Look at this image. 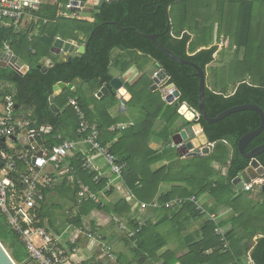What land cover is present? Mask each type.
<instances>
[{"label":"trees","instance_id":"16d2710c","mask_svg":"<svg viewBox=\"0 0 264 264\" xmlns=\"http://www.w3.org/2000/svg\"><path fill=\"white\" fill-rule=\"evenodd\" d=\"M68 1L47 0L37 11L30 12L38 18L37 34L18 31L19 29L12 25H0V55L6 43L14 55L28 66L24 74H19L9 67L0 66V79L12 83L15 90L14 101L19 107L29 110L25 118L28 128L38 130L43 125L51 127L49 133H40L35 137L37 143L51 150L62 140H66L65 131L69 130L78 136L76 133L78 117L74 107L68 104L70 98L77 96V103L84 111L86 120L98 126L100 143L105 145L114 137L117 138L111 144L109 151L125 163L121 178L131 192V196L138 202H151L156 197L158 186L162 182H184L185 187H172L169 192L161 194L158 201L163 203L176 196L198 197L208 192L213 200L209 211L215 212L217 206H227L234 210L235 214L221 223V225L230 224V228L224 233V238L228 241L225 251H223L220 235L214 231L215 225L211 221H206L201 228L202 239L192 244L189 251L181 257H170L171 259L168 260L169 256L163 255L165 259L163 264L177 262L181 264H247L244 261L247 253L252 264H264V200L257 203L252 200L242 201L244 194L236 193L232 183L249 163L248 159L239 154L237 141L243 134L258 127L259 115L252 110H241L214 123H209L201 117L193 121L200 124L208 141L214 143L209 155L182 159L175 147H168L167 142L172 134V126L180 116L178 113L180 105L186 103L189 107L198 109L199 78L195 75V69L192 66L180 65L142 34H156V40L160 44L174 54L195 62L206 73L207 65L213 61V54L217 47L211 46L197 50L199 46H206L212 42L213 31H211L212 26L209 34L199 31L207 26L201 25L202 16L193 18L196 22L193 25L194 29L191 30L189 27L191 25L187 24L186 17L189 10L195 8L193 6L195 0H100L94 11L92 22L57 16L58 4H66ZM231 1L239 2L238 5L232 3L239 13L237 14L239 19L232 21L233 18L230 17V22L223 26L224 20L219 17L217 37L223 29L225 33L234 36V42L237 45V50L234 51L236 55L239 47L251 48L254 44L250 42L252 14L257 3H262L264 0ZM175 3L179 4V9L176 11L180 10V14L182 13L180 17L182 24L178 25L177 29H174L170 17V10ZM199 18L201 22L198 21ZM113 21H118L120 27ZM190 33L194 34L192 40ZM80 34L83 35L82 38L79 37ZM57 37L64 40L72 39L79 44L87 43L86 52L75 57L59 58L51 52ZM259 46L261 45H258L257 50L246 51L245 49V58L241 63L237 64L234 59L225 64L222 69L221 66L213 69L214 79L211 85L206 84L204 91V107L210 117H215L227 108L245 103L256 104L264 112V72L262 70L264 47L259 48ZM115 48L128 51L129 58L118 55L112 61L111 53ZM48 60L50 64L43 70L42 66ZM150 60L154 61L157 68L163 69L169 75L168 82L175 84L180 91V96L172 104H167L157 91L149 90L151 79L144 73L132 85L126 84L131 94L128 105L138 109L134 124L125 129L109 131L108 128L117 121V118H113L109 113L110 106L116 101L115 94L110 90L107 95L97 98L94 93L104 83L108 89H111L109 86L111 77L108 70L112 64L120 68L122 72L132 65H136L142 71ZM252 61L254 65H251ZM242 69L253 71V76L249 81L244 79L237 81L238 84L228 92L226 85L228 77L232 78ZM220 78L225 81L221 82ZM76 79L80 80L77 92H72L68 88L63 89L54 98L58 111H52L49 97L53 93V86L60 81L72 83ZM86 87L91 93L90 96L85 93ZM90 105H92L91 108ZM18 110L16 109V112ZM158 118L164 121L159 134L163 138L164 148L161 151H154L150 149L149 144L154 134L153 125ZM58 134L61 135V140L56 138ZM262 143H264V128L247 144L246 151ZM15 144L18 149H24L19 142ZM83 156V154H77L68 158L70 165L75 168V177L79 176L96 194L100 190L109 194L111 189L106 190V179L95 183L94 173L82 169ZM257 159L264 167V152ZM159 160H165L167 163L153 169L151 165ZM212 163L220 167L226 166L225 173L222 174L219 169L211 168ZM107 205L108 207L93 201H84L80 204L77 214L72 217L70 224L83 227L81 217L95 208L110 210L116 215L126 216L130 221L132 215L127 201L122 199L113 206ZM40 212L39 205L31 210L35 219L39 220V224L44 226ZM183 212L189 216L198 215L192 202L182 206L180 213ZM137 221L136 217L130 221L132 227H137ZM22 225L25 226V224ZM143 233L145 229L142 226L135 235V239H138L137 250L142 247ZM255 236L258 237L253 239ZM0 242L3 246L12 243L13 250L10 255L16 263L37 264L27 256L20 235L13 231L1 211ZM207 250L211 253L205 254Z\"/></svg>","mask_w":264,"mask_h":264},{"label":"crops","instance_id":"0c3cea01","mask_svg":"<svg viewBox=\"0 0 264 264\" xmlns=\"http://www.w3.org/2000/svg\"><path fill=\"white\" fill-rule=\"evenodd\" d=\"M46 1L47 0H42V3ZM72 1L81 2L83 8L80 9L78 7H74L72 5ZM67 3L70 4V8L66 9L64 7L63 9L68 15H73V16H67V17L60 16V17H64L68 19H79V20H86L85 18L87 17L89 18V20L87 21L92 22L94 20L93 17L94 11L96 10L97 5L100 3V0L98 3H96V1L93 0H69ZM60 4L66 5L63 3H59L58 8ZM262 5L263 4L259 3L258 9H261ZM193 6L195 7L193 8V10L196 11L197 9L203 6L204 7L218 6V3H214V5L212 3H196ZM254 10H257L256 6ZM84 12H88L89 16L83 15ZM57 16L59 15L57 14ZM37 21L38 18L36 16H33L31 13L26 14L22 22L20 23V26L17 27L16 29L17 30L19 29L18 31H29V33L37 34L38 33ZM223 23L224 25H227L225 21H223ZM190 35H191V40L194 39V35L192 33H190ZM79 37L82 38L83 35L80 34ZM231 37L232 36H230L227 33H221L217 38L219 42H215L212 40V42H210L206 46H199L197 48V50H199L211 46L217 47L216 51L213 54L214 57L213 61L210 64H208L206 68L207 71L205 73L206 74L205 80L206 81L209 80V83H211L214 79L212 77V72L215 67L220 66V64L221 65L228 64L230 63V61L234 59H236L237 61L236 63L239 64L245 58L246 51L244 47H239L237 54L234 55V51L237 50V45L235 44L234 39L232 40ZM57 38H61V37H57ZM64 41H69L70 43H73L75 45H81L77 41L72 39H67ZM137 53L140 54V52ZM54 54L58 55V57L61 58L59 54L56 53ZM118 55H124L126 59L129 58L128 51H122L118 48H115L112 50L111 60L113 61ZM48 62L50 63L49 60L46 61V63ZM251 65H254V61H252ZM112 66L120 70V68H118L117 66L113 64ZM160 69L161 68H157L154 61L150 60L147 66L142 71L138 69L136 65H132L125 72H122L120 70L121 71L120 78L124 83V91L128 92L126 88V84L132 85L144 73L149 76L152 84L153 83L152 76ZM246 81H249V79H246ZM5 82L8 83L9 91L15 93L12 83L7 81ZM63 83H65V87L63 89L68 88L72 92L74 91L77 92V88L80 85V80L76 79L72 83H66V82ZM237 84L238 82H236L231 88H228V92H230L232 88L235 87ZM102 86H105L108 89L105 83ZM100 88L94 93L95 97L99 98L102 95H107L111 90L112 92H114L116 99V101L113 102V104L110 106L109 113L113 118H117V121L116 123H114V125L110 126L108 130L114 131V130L125 129L127 127L132 126L134 124L133 122L135 118L133 114H131V110L135 108L128 105L131 96L130 98L126 99V103L124 104L121 102V97H118L116 95L117 92L114 91L111 86H110L111 89H108L107 93H102L101 96H98V92L100 91ZM63 89H60L58 92H55L53 90L52 93V95L54 94L53 103H54V98L57 95H59ZM124 91H121V93H124ZM154 91H157L160 94L161 99L165 101L167 104H172L174 102V101L168 102L163 97L159 89ZM76 97L73 98L76 99ZM49 101H50V97H49ZM15 105H14V112L15 115H17L16 118L18 120L25 121L26 114L29 113V110L27 108L24 109L22 107H19V105L16 102ZM66 105L63 107V109L66 107ZM89 107L91 108L92 105H90ZM16 109H19L18 112H16ZM190 109L192 108L189 107L186 103H182L180 105L178 109V113L180 114V116L173 124L172 134L170 135V138L167 142L168 147H175L177 152H178L177 145H174L172 141V136L175 133H178L180 130H182L187 124L196 125L195 136L190 138V141L192 142L196 150L199 151L202 150L204 147H206L207 143H209L208 139L206 140L205 137L206 135L204 131L203 132L201 131L200 124L193 122L194 120L191 121L187 120V118L190 116V111H189ZM56 111H58V107ZM163 126H164V121L158 118L153 125L154 134L152 135L149 144L151 150L161 151L164 148L163 138L159 136ZM65 133H66L65 134L66 140L73 141L75 143V148L69 151L66 161L69 162L68 158L76 156L77 154H87V155L89 154L92 158L96 159V163L100 166L101 168L100 170L103 172L102 179H106L107 181L106 190L111 189V191L109 194L105 193L104 190L99 191L98 194L100 196L97 194L100 200L99 204L101 206L103 205L108 207L107 204L113 206L122 199L127 201L130 204V210H131L130 213L132 215L130 221L135 217L138 218L137 224L139 222L143 224L145 233H143L141 239L142 247H140L137 250L138 239L136 240L135 236L129 237L127 235L128 229H134V227H132L133 226L132 223H130L129 221V218H127L126 216L122 217L116 215L110 210L106 211L105 209L100 210L95 208L91 210L87 215L82 216L81 222L83 227H78L70 224L72 217H74L77 214L80 205H78L75 200L76 199V197L74 196L75 193L74 191L76 190L75 185H73V183H69V181L65 179H61L56 185H53L48 190H46L45 199L39 204V206L41 209L40 214H41V218H43L44 226L52 234L58 236L61 243L67 249H71L74 247L79 249L78 251L72 253V255L68 258V260L64 264H163L165 261L163 255L169 256L168 260L171 259L170 257H175V258L181 257L189 251V247L192 244L200 241L202 239L201 228L206 221H211L215 225V227L217 226L222 228V231L224 233H226L227 229L230 228V224L226 223L221 225V223L224 222L225 220H228L232 215H234L235 214L234 210L227 206H217L215 212L209 211V207L210 206L212 207L213 200L208 192H204L198 197H196L198 203L202 206V209L205 211V212L198 211L196 209V206L193 204L195 211L198 212L197 216H189L184 212L180 213L183 205L180 207H167L165 206V203L169 200L163 203L158 201V197L161 194H165L169 192L172 187H177V186L185 187L186 184L184 182L160 183L158 186L157 195L151 201V202L156 201L157 202L156 206H153L151 202L149 203L138 202L134 197L131 196V192L124 184L122 178L112 174L108 170L107 165L105 164L103 158L97 157L96 154L94 155L90 154L93 151H90L89 145L84 143L79 135L76 136L73 132L69 130L65 131ZM116 139L117 138L114 137L109 143L105 144L104 146L110 148L111 144L114 143ZM212 144L214 146V143ZM211 152L207 154L201 153L200 155L197 156L209 155L211 154ZM179 156L182 159L192 157V156H181L180 154ZM166 163L167 162L165 160H159L153 163L151 167L155 169L165 165ZM210 167L215 170L219 169L222 172V174H224L227 169L226 166L220 167L215 163H212ZM250 172L252 175V179L248 183L252 184L251 189L245 190L243 186L242 188L239 189L237 188V183L232 182L235 188V192L244 194L242 201L252 200L255 203L262 202L264 200V196H263L264 190L262 189V183H264V181L262 180L263 178L256 176V171L254 169H252ZM76 176L78 175L76 174ZM77 179L81 180L79 176L77 177ZM190 188L191 187L189 186V189ZM177 197L180 196H176L173 199ZM115 218H117L118 220L117 222L115 221ZM120 224H125L126 226L125 229L120 228ZM258 236H255L253 239H256ZM106 246L111 247V252L113 254L112 258H109L106 255L105 253ZM209 253H211L210 250H207L205 252V254H209ZM249 259H250L249 253H247L244 258L245 263L248 264ZM175 264H181V263L177 262Z\"/></svg>","mask_w":264,"mask_h":264},{"label":"built area","instance_id":"2783aa9c","mask_svg":"<svg viewBox=\"0 0 264 264\" xmlns=\"http://www.w3.org/2000/svg\"><path fill=\"white\" fill-rule=\"evenodd\" d=\"M41 3L42 0H0V25L19 27L24 16L32 11H37ZM64 7L69 9L70 4H60L57 14L65 17L73 16L68 15L63 9ZM2 52L11 56L14 55L6 43L3 45ZM17 70L20 68L18 67ZM168 92L173 95L172 89H169ZM165 96L163 95L164 98ZM175 100L174 97L173 101ZM0 103V161L3 163L0 168V211L13 231L20 235L27 256L32 261L37 264H64L72 253L79 249L76 247L67 249L58 236L39 224V220L35 219L31 210L44 201L46 190L56 185L61 179L75 185V197L78 205L84 201L100 203L99 197L88 185L75 177V168L66 161L69 151L75 148V143L62 140L51 150H47L38 144L35 137L40 133H49L51 127L43 125L38 130L30 129L27 121L18 120L14 112V93L9 91L8 83L1 79ZM69 104L74 107L79 121L76 133L84 143L89 145L90 151L95 152L97 157L103 158L112 174L121 177L125 163L111 153L108 147L99 142L98 126L86 120L85 113L78 105L77 100L70 98ZM192 111L194 115H198L197 110L192 108ZM24 130L26 131L24 136H26L27 142L23 144L19 142L24 146V149H18L15 144L18 141H13L11 137H21ZM29 138L36 142L37 149L32 145ZM56 138L61 140V135L58 134ZM7 139L13 144H7ZM39 150L42 153L38 155L37 151ZM207 153L208 148L206 147L203 154ZM83 155L81 159L82 169L94 173L93 181L98 183L103 177L100 166L96 163V159L89 154ZM262 180L264 181V178ZM251 187V183H244L243 185L245 190H250ZM187 202H192L198 211H204L193 195L169 200L165 206L180 207ZM151 204L156 206L157 202L153 201ZM115 221H118L117 218ZM142 226L143 224L139 222L136 228L127 230V235L129 237L135 236ZM125 227V224H120V228L125 229ZM214 231L220 235L221 241H223V251H225L228 247V241L224 238L222 228L216 226ZM105 253L109 258L113 257L110 246H106ZM248 264H252L250 259Z\"/></svg>","mask_w":264,"mask_h":264},{"label":"water","instance_id":"95a60500","mask_svg":"<svg viewBox=\"0 0 264 264\" xmlns=\"http://www.w3.org/2000/svg\"><path fill=\"white\" fill-rule=\"evenodd\" d=\"M83 15L89 16L88 12H84ZM118 27H120L118 21H114ZM142 34V33H141ZM144 37L149 38L161 51H163L167 56L172 58L174 61L179 63L180 65H190L195 69V75L199 78L198 82V109L197 113L198 115H194V112L192 109H190V116L187 118L188 121L191 120H198L200 117L205 119L209 123H214L217 121H220L227 115L241 111V110H252L255 111L260 118V124L255 129L246 132L243 134L237 141V150L239 154L248 159L249 163L248 166L242 170L239 175L234 179L233 183H237V188H242L244 183L250 182L252 179L251 170L254 169L256 171V176L264 178V167L260 164L257 157L264 152V143L259 144L252 148L250 151H246L247 144L254 139L264 128V112L263 110L256 104L253 103H245L241 105H236L230 108H227L220 112L215 117H210L205 110L204 107V91L206 87V80H205V71L198 66L195 62L182 58L173 52H171L169 49H167L165 46L160 44L156 40V34H142ZM86 46L87 43L81 44V45H75L73 43H70L69 41H64L61 38H56L53 42V45L51 47V52L59 54L61 58L66 59L68 57H75L77 55H81L82 53L86 52ZM50 63H46V65L42 66V69L44 70L47 65ZM0 66L1 67H10L11 69L17 70L18 67L20 70H17L19 74H24L28 70V66L18 58L16 55H9L7 53H3L0 56ZM108 74L111 76V79L109 81V85L113 88L114 91L117 92V96L121 97V102L126 103V99L130 98V93L124 91V83L120 78L121 71L114 66L110 67L108 70ZM169 75L163 70L160 69L152 76V84L150 85L149 89L151 91L159 89L162 95H166L168 93L169 89L173 90V96L175 99H177L180 96V91L176 88L175 84L172 82H168ZM65 87V83L58 82L53 86V90L55 92H58L60 89H63ZM121 91H124V93H121ZM108 89L105 86H102L100 88V91L98 92V96H101L102 93H107ZM123 94V95H122ZM123 97H122V96ZM53 97L54 94L50 96V102H51V109L53 111L57 110V107L53 103ZM16 107V105H15ZM201 127V126H200ZM195 129L196 125L194 124H187L182 130H180L178 133H175L172 136V141L174 145H177L178 153L181 156H197L201 153H204L206 151V147L208 148V153H210L213 149V144L211 142L207 143L206 147H204L202 150H196L190 141V138L195 136ZM201 131L203 132V129L201 127ZM26 134V131L24 130L21 137L16 138L15 136L11 137L13 141H18L20 143H26L27 138L24 136ZM206 137V136H205ZM29 140L32 141L31 138ZM207 140V138H206ZM33 146H35V149H37V145L35 141L31 142ZM42 151H37V154H41ZM2 161H0V168L2 167ZM262 189L264 190V183H262ZM0 264H16L15 261L12 259L8 251L5 249V247L0 242Z\"/></svg>","mask_w":264,"mask_h":264},{"label":"rangeland","instance_id":"374dc122","mask_svg":"<svg viewBox=\"0 0 264 264\" xmlns=\"http://www.w3.org/2000/svg\"><path fill=\"white\" fill-rule=\"evenodd\" d=\"M93 1H96V3L99 2V0H93ZM194 3L195 4L196 3H213V5H214V3H218L217 7H204L203 6V7H200L199 9H197L196 11L190 9L189 13L186 17L187 24L191 25L189 27L192 30L195 28L193 25L196 23L193 18L197 17V16H202V24L201 25H207V26L203 27L201 30L199 29V31H201V32L203 31V32H206L207 34H209L210 27L212 26L211 31H213V32H212L211 39L215 42H219V40L217 39L218 38L217 37V32H218L217 19L219 17H222V19L226 23L230 22V17L233 18L232 21L239 19V16L237 17V14H239V13L236 9H234V7L232 5V3H235V5H238L239 2H233L231 0H195ZM260 4H263L261 6V9H258L259 3H257V5H256L257 10L253 11L252 20H251L252 29L250 30V42L254 43V44L252 45L251 48H249V46H247V47L245 46L244 49H246V51H248L250 49L257 50L258 45H261L264 47V2H262ZM178 6H179V4L175 3L172 5V9L170 10V17H171V21L174 25V29H177V26L182 24V22H180V17L182 15V13L180 14V10L176 11V9H179ZM87 9H89V8H87ZM220 13H221V15H220ZM85 19L89 20V18H87V17ZM199 20H200V18H199ZM211 24H213V25H211ZM223 26H225L224 23H223ZM222 33H225L224 29H223ZM231 39L233 40L234 36H232ZM261 46H259V48ZM263 52H264V49H263ZM255 55L257 56V54H255ZM253 56L251 57L252 60H253ZM215 63H217V62H215ZM220 66L222 69V67L224 65L220 64ZM262 70L264 72V66L262 67ZM252 72H250L246 69H242L237 75H233L232 78L228 77L226 85L228 86V88H231L237 81H240L243 79L244 80H246V79L250 80V78L253 76ZM220 81L223 82L225 80L223 78H220ZM206 82H207V84L211 85L209 83V80H207ZM85 93L87 96L91 95V93L87 87L85 88ZM131 114H133V116L135 118L138 115V109L135 108V109L131 110ZM6 141H7V144H9V145L13 144V142L10 141L9 139H7ZM4 246H5L6 250L8 251V253L11 254V251L13 250L12 249V243L11 244L7 243ZM16 264H18V263H16ZM22 264H24V263H22ZM26 264H34V263L29 262Z\"/></svg>","mask_w":264,"mask_h":264},{"label":"bare ground","instance_id":"6f19581e","mask_svg":"<svg viewBox=\"0 0 264 264\" xmlns=\"http://www.w3.org/2000/svg\"><path fill=\"white\" fill-rule=\"evenodd\" d=\"M72 5L74 6V7H78V8H80V9H82L83 8V5H82V3L81 2H79V1H72ZM173 95L171 94V92H168L167 94H166V96H165V99L168 101V102H172L173 101ZM188 108V107H187ZM190 111V110H189Z\"/></svg>","mask_w":264,"mask_h":264}]
</instances>
